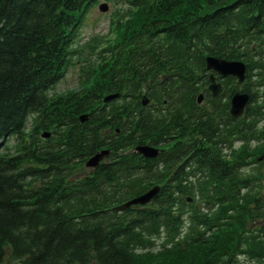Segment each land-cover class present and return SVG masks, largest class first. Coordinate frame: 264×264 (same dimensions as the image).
Instances as JSON below:
<instances>
[{
  "label": "trees",
  "instance_id": "16d2710c",
  "mask_svg": "<svg viewBox=\"0 0 264 264\" xmlns=\"http://www.w3.org/2000/svg\"><path fill=\"white\" fill-rule=\"evenodd\" d=\"M120 1L126 18L99 56L122 60L94 72L78 93L49 96L96 0H0V145L16 139L14 153L0 151V264H264L263 170L255 161L264 114L249 105L251 83L264 85V0ZM205 55L243 62L245 81L224 78L222 94H205L206 106H197ZM234 90L250 96L239 120L227 115ZM106 93L118 97L101 104ZM39 130L53 141L37 139ZM175 135L194 145L183 154ZM214 142L240 144L223 160ZM139 144L159 150L144 158L133 150ZM100 148L105 160L86 168ZM182 161L197 175L185 180L187 192L176 177ZM153 185L148 203L116 209Z\"/></svg>",
  "mask_w": 264,
  "mask_h": 264
},
{
  "label": "rangeland",
  "instance_id": "374dc122",
  "mask_svg": "<svg viewBox=\"0 0 264 264\" xmlns=\"http://www.w3.org/2000/svg\"><path fill=\"white\" fill-rule=\"evenodd\" d=\"M99 3H104L106 7L102 12L97 9V4ZM127 12L126 4L120 0H97L96 4L85 12L76 38L70 46L72 51L70 64L64 76L47 91L49 96L62 95L68 91H77L88 84L94 72L109 66L110 59L108 56H104V59L100 57L99 51L104 47L107 48L116 39L118 28L120 27L117 26V23L119 22L120 25L123 22ZM257 80L256 78L252 79V81ZM251 89H253V85H251ZM263 90L264 87L258 88L257 93L260 95ZM29 128L31 126L28 120L25 131ZM260 141L252 142L249 146L243 148L248 151L249 147L260 145ZM1 149L7 153H14L15 139L10 138L5 141L1 145ZM235 150H238V148ZM246 170L254 172V166L248 165ZM153 242V247H155L161 240L155 238Z\"/></svg>",
  "mask_w": 264,
  "mask_h": 264
},
{
  "label": "water",
  "instance_id": "95a60500",
  "mask_svg": "<svg viewBox=\"0 0 264 264\" xmlns=\"http://www.w3.org/2000/svg\"><path fill=\"white\" fill-rule=\"evenodd\" d=\"M99 10L100 11H104L105 10V5L101 4L99 5ZM205 61V68L209 69V70H213L214 72H216L217 74H219L220 76H232L235 77L237 79L238 82L243 80V76H244V65L243 63H241L240 61H227L223 58H218V57H212V56H207L204 59ZM209 82L210 84L208 85V88L211 91L212 95H216L219 91V85L215 84L213 81V76L210 74L209 75ZM114 95H108L105 96L102 100L103 101H107L111 98H113ZM200 98V97H198ZM248 99V95L246 93H233L230 97L229 100V114L233 115V114H239L242 112V109L244 107V105L246 104ZM84 119H86L85 114H82L79 116V120L83 121ZM48 134L47 133H43L42 137H47ZM135 150L137 153H139L140 155L144 156V157H153L156 153V151L153 148H150L148 146H144V145H139L135 147ZM106 154V151H100L98 153H95L93 155H91L84 163V166L86 167H95L97 165V163L99 162V160L101 159V157L103 155ZM262 159L264 161V152L260 155L259 160ZM264 172V170H263ZM157 192V186H153L151 188H149L146 192H144L143 194L134 197L132 199H129L128 201H126L125 203L117 206V209H122V208H126L129 207L130 205H143L145 203H147L151 198L154 197V195Z\"/></svg>",
  "mask_w": 264,
  "mask_h": 264
},
{
  "label": "bare ground",
  "instance_id": "6f19581e",
  "mask_svg": "<svg viewBox=\"0 0 264 264\" xmlns=\"http://www.w3.org/2000/svg\"><path fill=\"white\" fill-rule=\"evenodd\" d=\"M250 87H251V85H250ZM250 87H249V89H250ZM251 97H253V101L252 102H250V106H256V107H258L259 108V111H260V113H261V115H263L264 114V102H262V97H259L260 95L258 94V93H255V87L253 86V89H251ZM249 98H250V96H249ZM249 102V101H248ZM248 102L244 105V110H245V108H246V105L248 104ZM227 115L231 118V119H236V120H239L241 117H242V115H243V113H239V114H233V115H230L228 112H227ZM225 114H224V116H223V118H222V123H225ZM259 117H260V115H258L257 116V119H259ZM187 126V125H186ZM44 132H37L36 133V138L37 139H41V140H43V139H50V140H52V138H51V136L49 137V135L47 136V137H42V134H43ZM10 138H14V136H9L6 140H8V139H10ZM15 139V138H14ZM16 140V139H15ZM53 141V140H52ZM171 141H172V143H173V145L174 144H176V142H177V144H179V145H183V146H185L183 149H184V151H183V154L185 153V152H187L189 149H190V147H192V145H194V143H190V144H188V141H186L185 140V138L182 136V137H177V135H175V136H172V138H171ZM170 142V141H169ZM180 142H181V144H180ZM185 142V145L183 144ZM163 143H165V142H163ZM3 144V143H2ZM1 144V145H2ZM240 143H236V142H234L233 144H232V146L233 147H237L238 145H239ZM1 145H0V151H2V149H1ZM232 146H230V147H228L227 145H224V144H221V143H217V142H214V143H212V144H210V147L211 148H214V149H217V151L219 152L218 153V155H219V157L221 158V159H223V160H227L229 157H233L234 155H236L237 154V150H235V148L234 149H231L232 148ZM182 150V149H181ZM180 150V151H181ZM180 151H178L177 153H176V157L175 158H177L178 157V153L180 152ZM259 155L258 156H256L255 157V161H257L258 163H261V169L262 170H264V161L262 160V159H260L259 160ZM182 164H184V161H182V163L181 164H179V163H177L176 165H175V167H178V166H181ZM253 166H254V168H256L258 165H257V163H254V164H252ZM194 164H189V165H182V168H183V173H182V178H181V175L179 174V173H177V175H176V177H178V182H181V184L179 183V185L180 186H182V187H184L183 185H185V180L187 179V178H189V180H188V182H190V181H192V179H195L196 177H197V175L196 174H193V169L192 168H194ZM190 172H192V173H190ZM194 172H196V171H194ZM187 182V183H188ZM153 186H155V185H153ZM153 186H151V187H153ZM151 187H149V188H151ZM185 188V190H186V192H187V188L186 187H184ZM148 190V189H147ZM146 190V191H147ZM146 191H144V192H146ZM144 192H142L141 194H143ZM141 194H139V195H141ZM139 195H137V196H139ZM181 195H185V194H181ZM137 196H135V197H137ZM134 198V197H133Z\"/></svg>",
  "mask_w": 264,
  "mask_h": 264
},
{
  "label": "flooded vegetation",
  "instance_id": "af4514ba",
  "mask_svg": "<svg viewBox=\"0 0 264 264\" xmlns=\"http://www.w3.org/2000/svg\"><path fill=\"white\" fill-rule=\"evenodd\" d=\"M188 116H189V117H192V116H193V107H192V106L189 107V110H188ZM177 125H179V122H178V121H177V123H176L175 126L177 127ZM186 139L189 140L188 137H187Z\"/></svg>",
  "mask_w": 264,
  "mask_h": 264
}]
</instances>
